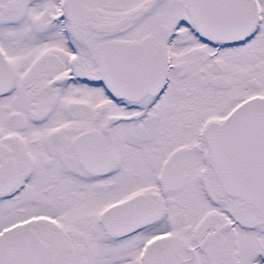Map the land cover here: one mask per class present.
Segmentation results:
<instances>
[{"label": "snow or ice", "instance_id": "6c2138e0", "mask_svg": "<svg viewBox=\"0 0 264 264\" xmlns=\"http://www.w3.org/2000/svg\"><path fill=\"white\" fill-rule=\"evenodd\" d=\"M0 264H264V0H0Z\"/></svg>", "mask_w": 264, "mask_h": 264}]
</instances>
